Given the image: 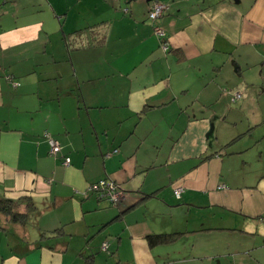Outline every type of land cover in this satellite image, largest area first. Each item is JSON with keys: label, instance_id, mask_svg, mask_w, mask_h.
Here are the masks:
<instances>
[{"label": "crops", "instance_id": "0c3cea01", "mask_svg": "<svg viewBox=\"0 0 264 264\" xmlns=\"http://www.w3.org/2000/svg\"><path fill=\"white\" fill-rule=\"evenodd\" d=\"M160 1L167 52L153 0H0V197L38 206L0 264H264V0Z\"/></svg>", "mask_w": 264, "mask_h": 264}, {"label": "trees", "instance_id": "16d2710c", "mask_svg": "<svg viewBox=\"0 0 264 264\" xmlns=\"http://www.w3.org/2000/svg\"><path fill=\"white\" fill-rule=\"evenodd\" d=\"M150 8H151V6H150ZM150 8H149V10H150ZM148 17H149V11H148ZM95 31H97V30L94 27H88L86 29L77 30L76 32H74L72 34L66 35L65 39H66L67 45L70 46L71 49H74V48L79 49V48L86 47V46L102 45V42L104 41V39L102 37L96 36L95 38H92L93 32H95ZM88 38H91V39H88ZM61 150H62V146H61ZM61 150L57 154H59L61 152ZM57 154H53V155H57ZM66 157H69V156H66ZM104 179H109V178H104ZM116 183H118V182H116ZM118 185L122 186L123 191H124V196H125V188L123 187V185H121L119 183H118ZM91 192L96 193L95 191H91ZM96 195H98V194L96 193ZM178 197H180V196H178ZM98 198L104 199V200L108 199L110 201V199L108 197H101V198L98 197ZM120 202H118L116 204L111 202V204L117 205ZM21 205H22L21 200H15V199H10V198H6V197H0V229L1 230H7L10 225L26 226L28 221H29L30 216L35 215V213L38 209V206L36 205V203L30 198H25L24 206L21 207ZM61 233H62L61 228L55 229L49 235L46 234L45 232H42L41 233V239H42V237H46V238L57 237L58 235H61ZM180 235H181V232H161V233L150 234L147 236V239H148L150 245H157V244L173 242ZM41 239H39V241ZM84 260H85L86 264H96L94 255L85 256ZM116 264H118V263H116Z\"/></svg>", "mask_w": 264, "mask_h": 264}, {"label": "built area", "instance_id": "2783aa9c", "mask_svg": "<svg viewBox=\"0 0 264 264\" xmlns=\"http://www.w3.org/2000/svg\"><path fill=\"white\" fill-rule=\"evenodd\" d=\"M167 8L168 6L164 2L154 0L149 10V18L153 23V30L155 34L160 38V46L164 50V52L169 51L171 43L166 30L158 23V20L162 17ZM125 10L128 11L129 8L126 7ZM7 77L12 81L14 86L18 85V83L11 76ZM231 91L233 92L235 98H239L242 95V92L239 89ZM46 136L48 137L50 152L52 154H57L61 150V145L59 141L55 137H53L49 132H46ZM70 162V157H66L64 159L65 165H69ZM89 189L91 191H95L100 198L108 197L110 201L115 204L120 202L124 198V191L122 186L118 185V183H116L113 179L110 178L101 179L97 182L90 184ZM182 191V185L175 187V193L177 196H180ZM107 247L108 243H103L102 248L107 249Z\"/></svg>", "mask_w": 264, "mask_h": 264}, {"label": "rangeland", "instance_id": "374dc122", "mask_svg": "<svg viewBox=\"0 0 264 264\" xmlns=\"http://www.w3.org/2000/svg\"><path fill=\"white\" fill-rule=\"evenodd\" d=\"M35 215H31L30 218H29V221L27 223V229H28V233H30V236H28V238H37V234H38V231L36 229V222H35V219H34ZM13 235V234H12ZM12 237V236H11ZM5 244V242H1V245L3 246ZM109 256V255H107Z\"/></svg>", "mask_w": 264, "mask_h": 264}]
</instances>
